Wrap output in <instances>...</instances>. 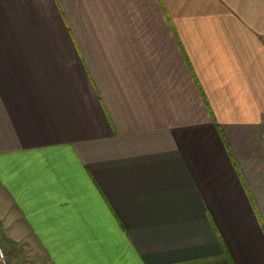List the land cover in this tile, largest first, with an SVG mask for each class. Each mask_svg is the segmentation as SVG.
I'll use <instances>...</instances> for the list:
<instances>
[{
  "label": "crops",
  "instance_id": "crops-1",
  "mask_svg": "<svg viewBox=\"0 0 264 264\" xmlns=\"http://www.w3.org/2000/svg\"><path fill=\"white\" fill-rule=\"evenodd\" d=\"M0 245L264 264V0H0Z\"/></svg>",
  "mask_w": 264,
  "mask_h": 264
},
{
  "label": "built area",
  "instance_id": "built-area-1",
  "mask_svg": "<svg viewBox=\"0 0 264 264\" xmlns=\"http://www.w3.org/2000/svg\"><path fill=\"white\" fill-rule=\"evenodd\" d=\"M0 264H10L8 261V255L3 245H0Z\"/></svg>",
  "mask_w": 264,
  "mask_h": 264
},
{
  "label": "rangeland",
  "instance_id": "rangeland-1",
  "mask_svg": "<svg viewBox=\"0 0 264 264\" xmlns=\"http://www.w3.org/2000/svg\"><path fill=\"white\" fill-rule=\"evenodd\" d=\"M6 247H7V246H6ZM25 248H26V247H25ZM8 249H9V248H8ZM27 249H28V248H26V250H27ZM30 249H31V248H30ZM30 249H28V250L26 251L25 256H27V257H34V256L32 255V253H31ZM5 250H6V248H5ZM31 250H32V249H31ZM8 251H9V250H8ZM8 251H6V252H7V255L9 254V255L11 256L10 258L8 257V261H9V263H10V264H15V262H17L18 260L15 259L16 261L13 263V261H14L13 258H12L13 255H12L10 252H8ZM19 251H20V249L18 250V252H19ZM15 252H16V255L19 254V253L17 252V249H16ZM16 255H15V256H16ZM19 257H20V256H19ZM19 263H20V262H19ZM25 263H26V261H25ZM26 264H27V263H26Z\"/></svg>",
  "mask_w": 264,
  "mask_h": 264
}]
</instances>
